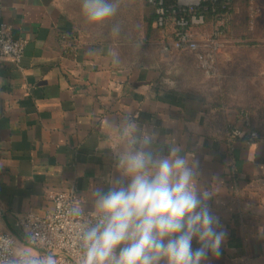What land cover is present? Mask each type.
Masks as SVG:
<instances>
[{
    "label": "crops",
    "instance_id": "crops-1",
    "mask_svg": "<svg viewBox=\"0 0 264 264\" xmlns=\"http://www.w3.org/2000/svg\"><path fill=\"white\" fill-rule=\"evenodd\" d=\"M110 2L116 14L93 24L82 0H0V24L29 38L18 61L0 59V228L22 238L16 215H47L58 190L73 191L80 212H97V191L121 175L130 121L138 136H156L155 152L179 147L199 160L198 191L211 193L226 232L210 264H264V95L252 84L262 88L264 73L235 76L264 65L259 53L237 57L264 48L263 31L223 38L207 71L198 53L166 48L162 31L148 30L143 0ZM237 79L248 88L237 90ZM243 113L257 136L229 139Z\"/></svg>",
    "mask_w": 264,
    "mask_h": 264
},
{
    "label": "clouds",
    "instance_id": "clouds-1",
    "mask_svg": "<svg viewBox=\"0 0 264 264\" xmlns=\"http://www.w3.org/2000/svg\"><path fill=\"white\" fill-rule=\"evenodd\" d=\"M117 7L110 0H82L81 11L101 24ZM122 137L121 175L107 192L96 193L95 224L80 237L81 264H210L221 255L226 232L208 203L211 193L198 191L199 160L180 155L179 147L167 156L155 152L156 136H138L130 121L122 122ZM0 264L56 261L24 251Z\"/></svg>",
    "mask_w": 264,
    "mask_h": 264
},
{
    "label": "built area",
    "instance_id": "built-area-1",
    "mask_svg": "<svg viewBox=\"0 0 264 264\" xmlns=\"http://www.w3.org/2000/svg\"><path fill=\"white\" fill-rule=\"evenodd\" d=\"M194 5L178 2L172 11L181 14L184 11L195 13ZM157 11L164 12L162 7H158ZM194 13L190 18L183 15L174 18L173 23L178 29L176 37L168 44L177 50L198 53L202 67L210 71L223 46L222 38L216 31H211L206 40H198L193 27L196 24L200 26L202 19ZM28 39L25 36H13L9 25L0 24V59L18 61ZM245 133L244 129L232 127L229 139L242 137ZM256 136V133L251 131L250 137ZM51 197L53 210L47 215L38 216L31 213L16 215V226L23 230L24 236L21 240L0 228V259L11 258L28 251L41 258L51 256L56 264H81L84 254L80 239L82 229L95 224L97 212H80L77 207L78 198L71 190H58Z\"/></svg>",
    "mask_w": 264,
    "mask_h": 264
},
{
    "label": "trees",
    "instance_id": "trees-1",
    "mask_svg": "<svg viewBox=\"0 0 264 264\" xmlns=\"http://www.w3.org/2000/svg\"><path fill=\"white\" fill-rule=\"evenodd\" d=\"M143 1L144 17L148 30H161L162 39L165 42L176 37L178 27L173 23L174 18L182 15L190 18L194 13L193 11H184L182 14L177 11L174 13L172 8L177 6L178 0ZM249 5H251V0H199L193 9H195L194 14L202 19L199 24L200 27L216 31L222 39L231 35H233L232 37L246 38L250 36L248 23L251 13L250 10H245ZM158 7H162L164 12L159 13ZM243 117L244 113L238 117L239 120L229 124L228 138L232 127L244 129L246 131L244 136L250 138L251 131L245 122L246 120L242 119Z\"/></svg>",
    "mask_w": 264,
    "mask_h": 264
},
{
    "label": "rangeland",
    "instance_id": "rangeland-1",
    "mask_svg": "<svg viewBox=\"0 0 264 264\" xmlns=\"http://www.w3.org/2000/svg\"><path fill=\"white\" fill-rule=\"evenodd\" d=\"M252 9L255 10L254 15L252 13V16H254L255 21L253 20L252 16H250L249 20H251V21H249V23H248V25H249L248 29L250 31V36H247L246 37L247 39L245 41H252L251 38H253L254 36H260V33L256 34V32H255V30H257V32H259L258 29H261V31H263L262 34L264 37V0H260V2H258L257 0H255V2H254V0H251V5H249L248 8H246L245 10L252 11ZM245 10H242V11H245ZM193 32L196 34L195 35L196 38L200 41L206 40L211 33L210 30L206 29L205 27L197 26V24L193 27ZM234 35H235V33H234ZM241 39H243V38H241ZM166 45H168L167 42H166ZM257 53H259L260 55H264V48H262V49L260 48L258 50H249V49L247 50V48L240 49L237 57H239V58H250L253 56L256 57ZM198 61H199L200 66L202 67L199 57H198ZM256 72L264 73V65H259V67L254 66V65L243 66V68L240 66L236 67L235 73H237V74H235V76H239L241 73H242L241 76H243L246 74H252V73H256ZM232 84L234 85V82H232ZM252 84H257V86L261 90L260 91L261 95H264V83H263L262 88H260V85L262 84L260 82H254ZM236 85H237V90H243V89L246 90L248 88V87L241 86V88L238 89V86L243 85L242 83H239L238 79L236 81ZM249 90L251 91L250 88H249ZM251 92L254 94H257V92H254V91H251ZM17 237L21 240L19 235H17Z\"/></svg>",
    "mask_w": 264,
    "mask_h": 264
}]
</instances>
